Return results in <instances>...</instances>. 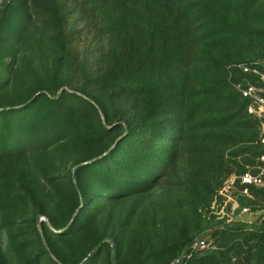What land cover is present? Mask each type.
<instances>
[{
  "label": "trees",
  "instance_id": "1",
  "mask_svg": "<svg viewBox=\"0 0 264 264\" xmlns=\"http://www.w3.org/2000/svg\"><path fill=\"white\" fill-rule=\"evenodd\" d=\"M40 21L50 58L20 57ZM262 60L264 0L0 7V264H264V220L209 216L259 165Z\"/></svg>",
  "mask_w": 264,
  "mask_h": 264
},
{
  "label": "built area",
  "instance_id": "2",
  "mask_svg": "<svg viewBox=\"0 0 264 264\" xmlns=\"http://www.w3.org/2000/svg\"><path fill=\"white\" fill-rule=\"evenodd\" d=\"M239 67L245 72H251L259 76L260 81L264 84V60L250 66L240 65ZM237 89L244 97L250 100L249 113L260 121L261 135L259 143L263 149V153L260 156L259 165L255 171L233 173L218 189L209 209V216H215L217 221L233 222L239 219L245 220L243 218L245 215L264 210H255L253 209L254 206L242 205L243 199L247 201H255L257 199L253 192L255 188L264 189V86L246 79L244 84L240 83L237 85ZM190 248L193 250H203L215 247L213 241H210L207 237L200 236L192 242ZM180 261L181 259L178 260V262Z\"/></svg>",
  "mask_w": 264,
  "mask_h": 264
},
{
  "label": "rangeland",
  "instance_id": "3",
  "mask_svg": "<svg viewBox=\"0 0 264 264\" xmlns=\"http://www.w3.org/2000/svg\"><path fill=\"white\" fill-rule=\"evenodd\" d=\"M17 1L18 0H0V7L3 8L6 4H9V2L16 3ZM35 24L38 27H35L34 30L31 28L27 33V36L25 37V42L22 46V54L20 55V57L23 54L28 53L34 55V58L36 60L39 58L48 60L50 58L49 53L51 52V48L49 47V35L48 33H46L45 27L43 23H41V21L35 22ZM243 218L249 222H261L262 220H264V210H261L258 213L255 212L254 214H247ZM41 220H44V218L41 217ZM208 239L210 240V238ZM210 241H212V239Z\"/></svg>",
  "mask_w": 264,
  "mask_h": 264
},
{
  "label": "water",
  "instance_id": "4",
  "mask_svg": "<svg viewBox=\"0 0 264 264\" xmlns=\"http://www.w3.org/2000/svg\"><path fill=\"white\" fill-rule=\"evenodd\" d=\"M41 221V218L39 219V222Z\"/></svg>",
  "mask_w": 264,
  "mask_h": 264
}]
</instances>
